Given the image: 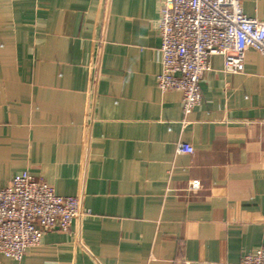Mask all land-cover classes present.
<instances>
[{"label": "crops", "instance_id": "obj_1", "mask_svg": "<svg viewBox=\"0 0 264 264\" xmlns=\"http://www.w3.org/2000/svg\"><path fill=\"white\" fill-rule=\"evenodd\" d=\"M160 4L0 0V188L27 171L89 210L0 264H239L264 246V58L230 73L212 55L183 115L155 82Z\"/></svg>", "mask_w": 264, "mask_h": 264}, {"label": "built area", "instance_id": "obj_2", "mask_svg": "<svg viewBox=\"0 0 264 264\" xmlns=\"http://www.w3.org/2000/svg\"><path fill=\"white\" fill-rule=\"evenodd\" d=\"M156 28V86L181 94L183 115L202 102L200 82L212 55H220L222 69L230 73L243 70L248 49L264 58V20L244 14L240 0H161ZM176 151L191 153L193 148L178 142ZM82 213L89 210L79 196L57 194L45 180L22 171L0 188V253L20 260L44 232L67 231ZM239 264H264V246L243 252Z\"/></svg>", "mask_w": 264, "mask_h": 264}]
</instances>
